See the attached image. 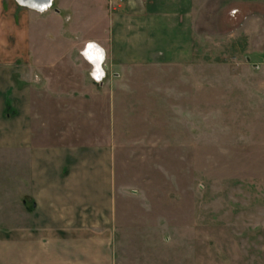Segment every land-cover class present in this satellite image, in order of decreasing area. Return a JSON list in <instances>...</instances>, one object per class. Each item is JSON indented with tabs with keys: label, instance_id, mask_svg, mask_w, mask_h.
<instances>
[{
	"label": "rangeland",
	"instance_id": "rangeland-1",
	"mask_svg": "<svg viewBox=\"0 0 264 264\" xmlns=\"http://www.w3.org/2000/svg\"><path fill=\"white\" fill-rule=\"evenodd\" d=\"M255 1L194 0L188 64L118 67L113 98L72 86L80 94L71 98L76 112L63 124L55 116L51 131L110 144L113 231L107 242H82L97 255L78 256L81 241H58L49 252L56 258L23 264H264V42L242 15L248 6L238 8L250 5L249 15L264 17V0ZM57 6L27 16L35 26L29 56L39 74L49 59L66 57L77 79L94 17L78 9L63 16ZM3 44L0 62L11 63L15 49ZM56 68L50 72L62 75L63 66ZM45 99L62 114V104ZM26 180L14 148H0V264H17L14 232L29 226L30 204H20Z\"/></svg>",
	"mask_w": 264,
	"mask_h": 264
},
{
	"label": "crops",
	"instance_id": "crops-1",
	"mask_svg": "<svg viewBox=\"0 0 264 264\" xmlns=\"http://www.w3.org/2000/svg\"><path fill=\"white\" fill-rule=\"evenodd\" d=\"M50 2L46 9L37 10L17 0H0V39H4L5 49H15L13 62H0V148L13 147L15 158L25 162L26 194L20 204H30L32 208L28 212L29 226L14 232L17 264L26 263L27 257L31 262L35 256L40 262L49 256L56 258L58 254L49 252L58 241H81L78 256L86 252L97 255L95 249H87L82 242L99 243L104 236L107 242L113 231L116 197L110 144L100 138L83 139V135L80 140H71L69 129L51 131L55 116L63 124L66 116L75 111L70 109L71 98L80 94L72 86H82L85 95L88 90L90 96L102 95L103 91L113 98L116 91L111 82L119 76L114 72L118 67L182 65L194 58V0H111L110 6L108 0ZM55 2V12L63 16L71 17V12L78 9V15L94 17L96 34L85 43L95 42L102 50L100 66L104 76L100 81L94 79V63L84 55L79 60L84 74L77 79L76 74L69 76L76 68L66 57L49 59L39 74L38 60L29 56L32 40H27L33 36L35 26L26 18L48 13ZM258 4H262L261 0ZM238 5L248 6V12L252 10L250 5ZM247 11L242 15L258 27L256 32L264 42V17ZM56 66H63L62 75L50 72L58 69ZM45 98L62 104V114L55 115L51 110L54 101L47 104Z\"/></svg>",
	"mask_w": 264,
	"mask_h": 264
},
{
	"label": "bare ground",
	"instance_id": "bare-ground-1",
	"mask_svg": "<svg viewBox=\"0 0 264 264\" xmlns=\"http://www.w3.org/2000/svg\"><path fill=\"white\" fill-rule=\"evenodd\" d=\"M19 3H21L24 6H29L31 8L37 9V10H44L50 5V0H17ZM91 43H87V45L84 48V56L89 59L94 63L95 67L97 68V71L95 69V75L96 77H100L102 75V69L100 68V60L103 59V54L100 51L99 48L95 46H88ZM102 56V57H101Z\"/></svg>",
	"mask_w": 264,
	"mask_h": 264
},
{
	"label": "built area",
	"instance_id": "built-area-1",
	"mask_svg": "<svg viewBox=\"0 0 264 264\" xmlns=\"http://www.w3.org/2000/svg\"><path fill=\"white\" fill-rule=\"evenodd\" d=\"M104 76V72L102 73V75L100 77H96V75H94V79L96 81H100L102 79V77Z\"/></svg>",
	"mask_w": 264,
	"mask_h": 264
},
{
	"label": "trees",
	"instance_id": "trees-1",
	"mask_svg": "<svg viewBox=\"0 0 264 264\" xmlns=\"http://www.w3.org/2000/svg\"><path fill=\"white\" fill-rule=\"evenodd\" d=\"M29 210H32V208H30Z\"/></svg>",
	"mask_w": 264,
	"mask_h": 264
},
{
	"label": "water",
	"instance_id": "water-1",
	"mask_svg": "<svg viewBox=\"0 0 264 264\" xmlns=\"http://www.w3.org/2000/svg\"><path fill=\"white\" fill-rule=\"evenodd\" d=\"M102 69V68H101ZM102 72H103V70H102Z\"/></svg>",
	"mask_w": 264,
	"mask_h": 264
}]
</instances>
